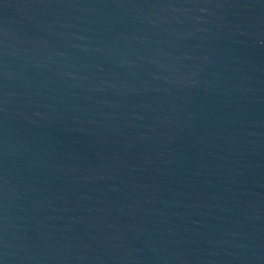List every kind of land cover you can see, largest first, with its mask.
Returning a JSON list of instances; mask_svg holds the SVG:
<instances>
[{
	"label": "water",
	"instance_id": "95a60500",
	"mask_svg": "<svg viewBox=\"0 0 264 264\" xmlns=\"http://www.w3.org/2000/svg\"><path fill=\"white\" fill-rule=\"evenodd\" d=\"M0 264H264V0H0Z\"/></svg>",
	"mask_w": 264,
	"mask_h": 264
}]
</instances>
